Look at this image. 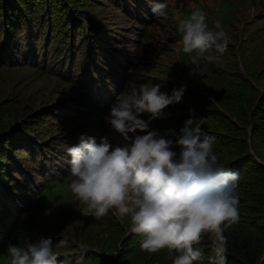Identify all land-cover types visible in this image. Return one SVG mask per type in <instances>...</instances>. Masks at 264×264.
<instances>
[{
    "label": "trees",
    "instance_id": "trees-1",
    "mask_svg": "<svg viewBox=\"0 0 264 264\" xmlns=\"http://www.w3.org/2000/svg\"><path fill=\"white\" fill-rule=\"evenodd\" d=\"M60 1L64 6V11H67L66 15L68 13L72 14L74 20L83 17L81 12L77 13L78 15L75 14L74 11L77 10L75 3H68L67 0ZM132 1L135 0L128 1L130 8L134 9L133 14L137 15V22L143 25V30L138 35L139 40L136 42L137 49L135 53L128 54L126 59L122 56L123 60L121 62H115L112 65L113 70L120 67L125 73L122 77L124 84L118 91L119 94L127 90L129 81L136 83L137 86L141 83L160 84L161 92H166L168 95H171L173 89H180L181 86H185L181 102L166 107L161 117L151 120L150 128L158 130L161 134L169 129L179 133V130L184 126V122L189 118H205L203 130L206 134L216 138L213 144V152L218 157L219 165L224 170L239 173L236 189V194L239 197V220L227 228L224 233L228 238L227 264H264V104L252 108L251 113L260 118L258 119L260 121L253 122L250 134L246 127L247 105L251 104L253 93L257 91L259 93L258 86L252 81L244 82L240 77H237L236 72L231 71L226 65L220 66L222 64L216 61L218 65L214 66L215 69L211 73L226 81V90L227 87H232L224 96L225 105L221 109L211 100L210 96L194 89L188 82H183L180 79L177 67L168 63L165 64L161 61L162 58L154 52L156 46L164 45V40L169 35L171 39H182V34L179 32V23L188 17L181 13L174 19L175 11L167 4V0H158V2L168 5L166 9L167 19L156 17L149 8V1L138 0L136 4H133ZM225 1L229 2L228 11L231 10V12L230 14L228 12V14L230 18L232 13L238 11V4L235 0ZM250 1L254 2L256 0ZM262 1L264 3V0ZM122 2L123 0H115L118 9L123 12L127 19L125 13H129L130 10L122 6ZM70 4L72 8H70ZM56 5L55 0L54 4L53 0H0V17L3 22H7L5 28L1 26L3 22H0V43L2 44L0 64L27 65L33 69V73L42 72L48 67L51 73L60 78V81L68 82L69 80L74 89L68 93L69 95L65 97V101L59 104L58 109L56 107V110H52V107H49L46 112L34 115L30 119L33 122L21 124L20 129L14 126L12 129H17L15 131L11 129L12 122L9 120L8 112L0 111V244L4 241L3 237L11 233L8 240L0 247V264H8L7 246L9 244L21 243V247H23L25 242H29L25 241L23 234L29 233L28 235H32V242H38L34 239L38 234H41L44 225L36 221L30 222L32 208L46 215V212L56 209L59 201L63 204V201L67 200L70 194H73L68 186L74 177H70V175L52 177L50 172L58 170L59 164L63 162L65 157L66 161L69 160L70 156L67 154V148L76 146L80 142L76 136L83 133L86 137H94L99 131L103 132L102 137L108 134V123L105 120V114L111 107L107 110V106L98 105L93 89L90 90L87 87H83L86 94L81 95L80 102L88 107V111L73 128L67 125L70 118L75 115V107L80 104L79 101H76V98L81 91V88H77L81 87L82 84L80 80L67 74L70 67L62 65L68 61H71V65L77 63L72 59L73 56H77L80 62L76 72L88 75L86 72L87 66L84 63H90V60L84 59L86 54L88 55V52H91V50H88L91 47L90 42L88 43L89 37H85L83 41L87 38L88 43L86 54L83 50H79L83 43L77 41L79 33L78 30H74V26L72 27L73 19H70L72 22L67 19L68 22L63 27L64 32L55 25ZM197 10L199 9H193V11ZM138 11H141L146 19L141 18L137 14ZM45 15L52 17L51 26L49 27L50 33L47 38L46 34L37 31V26L40 24L41 30L46 29L48 32L49 28L43 22ZM209 20L210 17L206 16V21ZM214 25L215 23L211 26ZM79 26L82 27V24H78L77 27L79 28ZM119 27L121 29V26ZM18 28H20V31ZM25 28H27L29 38L23 35L22 31ZM4 32L6 34H2ZM9 33L11 35L3 41V35H9ZM32 35L33 37H31ZM99 39L98 43L96 38L94 40L96 41L94 42L95 48L98 49L101 48L99 46L102 42L101 37ZM248 42L250 51L244 54L243 58L245 59L248 53H253L255 56L251 48L253 38L249 39ZM163 50L164 52L171 51L169 47H164ZM95 51L94 55L98 54L99 50ZM172 54L174 55L173 51ZM219 54V52L212 53L211 51L205 55L218 56L219 59L217 60L224 62L220 56L221 54ZM192 55L194 54L184 53L181 45L177 56L182 66L180 68L183 78L185 76L190 78L200 61L193 63ZM253 62L255 60L249 62V64ZM90 78L91 82L89 84H93V78ZM86 81L89 82V78L86 77ZM187 81L189 80L187 79ZM99 82L102 83L103 80L99 79ZM236 84L240 86H236ZM233 89H241L246 96L240 101H234L230 95ZM113 101L114 99H111L110 102ZM98 111L102 114L95 113ZM47 116L59 121L63 133L54 136L52 138L55 139L54 141H47L42 145L37 142V139L43 137L45 133L44 128L47 122L46 120L42 121V118L45 119ZM238 116L240 117L238 118ZM141 118L149 120L150 114L144 113ZM88 122H92L91 125L84 126ZM20 126L18 125V127ZM75 127H78L77 133L74 132ZM114 134L116 138L112 140L114 142L112 144L113 148L120 146L121 141L124 139L115 130ZM143 134L145 133L139 131L136 133V135ZM129 135L132 136L133 134L130 133ZM172 138L175 139V137ZM174 150L179 151L178 148ZM34 177H36L35 180H33ZM67 189L69 191L66 192ZM59 208L61 209V206ZM8 209L9 212H7ZM17 217L20 219H18L12 230H9L8 223L17 219ZM103 223H106L109 230L111 228L112 231L115 230L112 222ZM35 224L37 227H35ZM88 236H93L94 239L96 237L99 242L102 241L101 249L104 254L110 253L116 247L109 231L100 234V229H98L97 233L86 235V237ZM141 239L140 235L134 233L124 237L122 251L120 250L121 257L119 258L121 264H172L176 255L175 252L170 254L167 249L157 253L142 251L139 246ZM194 247L198 248L202 255L193 264H209V258L214 255L209 236H203L200 243ZM57 257L59 260L61 259L60 256ZM82 260H84L83 264H104L103 260L95 255H90ZM71 262L68 261L63 264H73Z\"/></svg>",
    "mask_w": 264,
    "mask_h": 264
},
{
    "label": "clouds",
    "instance_id": "clouds-1",
    "mask_svg": "<svg viewBox=\"0 0 264 264\" xmlns=\"http://www.w3.org/2000/svg\"><path fill=\"white\" fill-rule=\"evenodd\" d=\"M128 1L123 0L122 6L130 10L125 14L127 22L133 26L129 29L121 26L117 33H112V38L116 42L126 38L125 43L132 46L125 47L123 43L110 45L103 34L98 49L88 34L92 53L84 59L90 60V63H84L88 75L76 72L80 62L77 56L72 57L77 63L71 65L68 61L62 66L70 67L67 74L82 84L76 98L80 104L75 109L85 106L80 102L81 95L86 94L83 87L93 89L98 105L107 106V110L111 107L105 114L106 122L131 143L113 148L114 142L110 144L107 136L102 137L103 132H97L94 137L79 133L76 136L79 144L67 148L69 160L66 161L65 157L59 164L61 170L50 174L52 177H74L70 191L85 205L81 209L83 215L101 218L112 210L118 218L130 217V231L142 237L139 245L142 251L157 253L167 249L170 254L176 253L172 264H193L202 255L194 246L208 235L214 253L209 264H227L228 238L224 233L239 220V197L236 194L239 173L224 170L219 165L213 152L216 138L203 130L205 118H189L179 133L169 129L161 134L150 128L151 120L161 117L166 107L181 102L185 86L173 89L168 95L161 92L160 84L141 83L137 86L129 81L127 90L119 94L125 73L120 67L113 70L112 65L135 53L138 35L143 30ZM147 1L156 17L167 19L166 3ZM136 2L138 0L132 1L133 4ZM186 11L179 13L188 17L179 23L182 51L194 54L193 63L200 59L209 62L219 59L205 54L213 49L221 54L227 50L228 39L222 24L216 21L208 28L204 12L197 10L189 17ZM137 14L146 19L141 11ZM95 50H99L96 55ZM177 70L179 72V68ZM90 77L93 84H89ZM99 79L103 82L100 83ZM111 99L114 101L110 102ZM95 113L102 114L100 111ZM144 113L150 114L149 120L141 118ZM138 131L145 134L136 135ZM177 148L178 152L174 150ZM18 219L8 223L9 230ZM10 234L3 237L0 247ZM65 243L58 241V245ZM7 252L8 264H63L53 251L51 238L25 242L24 247L9 244Z\"/></svg>",
    "mask_w": 264,
    "mask_h": 264
},
{
    "label": "rangeland",
    "instance_id": "rangeland-1",
    "mask_svg": "<svg viewBox=\"0 0 264 264\" xmlns=\"http://www.w3.org/2000/svg\"><path fill=\"white\" fill-rule=\"evenodd\" d=\"M55 1L57 2L55 7V13L57 12V15L55 14V25L63 31L65 23L68 22L67 19H73V16L69 13L66 15L67 11H64V6L60 0ZM221 1L222 0H167V4L175 11L176 17L174 16V19L179 16L180 11L184 12L189 10L186 11L185 14L190 17L191 13L194 12L191 11V9L199 8L200 11L205 13V16L210 17V20L206 21V24L209 25L208 28L216 21L222 24L228 39L227 50L222 54L220 53L221 55L219 54L224 62L216 59L210 64L209 61H206L207 59H200L191 77L185 76L189 80L187 81L181 74L180 67L182 66L177 56L181 49V39H171L169 35L166 40H164V45L156 46L154 52L157 53V56L162 58L161 61L165 64L168 63L169 65L177 67V69L179 68L180 79L183 82H188L194 89H198V91L204 93V95L210 96L211 100L221 109H223L225 105L224 96L227 95L228 90L232 87H227L226 90V81L211 73V71L215 69L214 66L218 65V62L222 64L220 66L226 65L231 71L236 72L237 77H240L244 82H254L259 88V93L258 91L253 93L252 102L247 105L246 127L250 134L253 122L260 119L251 113L252 108L264 104V3L262 0H256L254 2L250 0H235L238 4V11L232 13V16L230 15L229 18L231 12V10L230 12L228 11L229 2H224V0ZM67 2H73L77 5V10L74 11L76 15H78L77 13L79 12L83 14L82 18L77 17L78 19H73V22L70 20L72 22V27L74 26V30H78L79 39H77V41L83 43V46L79 49L80 51L83 50L85 53L87 51V45L90 40L88 39L87 43V38L84 41L83 39L88 37V34L91 36V40L94 41L96 38L97 43L100 41L99 37L102 39L104 34L107 43L109 42L108 44L110 45L123 43L122 45H125V47L132 46L131 43H125L127 41L126 38H122L120 42H116L115 39L112 38V33H117L120 29L119 26H123L126 29L133 26L132 23L127 22L126 16L118 9L115 0H67ZM70 8H72L71 4ZM51 19L52 17L45 15L44 21L42 20L46 23L44 25L48 26V28L51 26ZM58 20L60 21L58 22ZM1 21L3 22V19L0 17V22ZM78 24H82V27L79 26L78 28ZM5 25L7 26V22H3L1 26L5 28ZM39 25L40 24L37 26V31L46 34V38L49 37L50 28L47 32L46 29L41 30ZM18 30L20 31V28H18ZM22 32L24 37L29 36L27 28L23 29ZM2 34L6 33L4 32ZM10 35V33L9 35H3V41ZM31 37H33V35ZM251 38H253L251 48L255 56L253 53H248L245 59L243 56L246 52L250 51L248 40ZM1 46L2 44L0 43V48ZM164 47H169L171 51L164 52ZM90 49L91 48L88 50L90 51ZM172 51L175 56L172 54ZM213 52L217 53L215 49L212 50V53ZM254 60L255 62L249 65V62ZM32 70L33 69L27 65L17 64L16 66H12L9 65V63L0 64V111L8 112L9 120L12 122L11 129L14 128V126L20 129L21 124L33 122L30 121V119L33 118L34 115L36 116L46 112L49 110V107H52V110H56V107L58 109L59 104L65 101V97L69 95L68 93L74 90L72 88L73 84L70 83L69 80L68 82L60 81V78L56 74L51 73L48 67L42 72L37 71L33 73ZM236 86L240 85L236 84ZM77 89L80 88L78 87ZM230 95L236 102L242 100L246 96L241 89H233ZM75 110V115L67 122V125L71 128H73V126L78 123V120L85 115L86 107L84 106L80 110ZM239 117L240 116H238V118ZM44 120H46L47 124L44 128L45 133L43 137L41 136L43 139L36 138L37 142H40L42 145L47 141H54L55 139H52L54 136L63 133V129L60 128L61 125L57 119L47 116L45 119L42 118V121ZM259 121L260 120H258V122ZM91 123L92 122H88L84 126H89ZM18 125L20 127H18ZM77 129L78 127H75V133H77ZM12 130L15 131L17 129ZM38 130L40 129L38 128ZM107 131V140L111 144L113 143L112 140L116 138V135L114 134V129L109 124ZM130 143V140L126 141L123 139L120 146L130 145ZM58 170H61V166H59ZM68 189L70 190V184ZM68 189L66 192L69 191ZM59 206H61V209ZM84 207L85 205L81 204L74 194H70L67 200L65 199V201H63V204L59 201L56 209L46 212V215L32 208L30 222L36 221L44 225V229H41V234L37 236L39 239L36 237L34 240L39 241L41 238H51L53 242V251L57 256H60L61 259L58 260L63 263L72 261L71 263L73 264H83L82 262L84 260L82 259H86L90 255H95L99 256L104 264H121L119 258L121 257L120 250L123 245L122 241L126 235L131 233L130 217L118 218L113 214L112 210L101 218H96L91 215L86 216L81 213V209ZM103 222H112L115 230L112 231V228L109 230L106 223ZM35 227H37L36 224ZM98 229H100V234L106 233L107 231L112 234V240H114L116 247L108 254H104L101 249L102 241L99 242L96 237L94 239L93 236L86 237V235L90 233H97ZM28 234L29 233L23 234L25 240L32 242V235ZM61 240L66 243L58 245V241ZM16 245L21 247V243ZM24 246L25 245H23V247Z\"/></svg>",
    "mask_w": 264,
    "mask_h": 264
}]
</instances>
